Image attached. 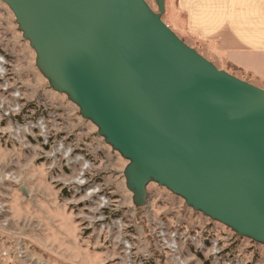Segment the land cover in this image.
<instances>
[{"label":"water","instance_id":"water-1","mask_svg":"<svg viewBox=\"0 0 264 264\" xmlns=\"http://www.w3.org/2000/svg\"><path fill=\"white\" fill-rule=\"evenodd\" d=\"M35 67L127 161L136 208L155 183L264 245V89L217 68L146 0H0Z\"/></svg>","mask_w":264,"mask_h":264},{"label":"rangeland","instance_id":"rangeland-1","mask_svg":"<svg viewBox=\"0 0 264 264\" xmlns=\"http://www.w3.org/2000/svg\"><path fill=\"white\" fill-rule=\"evenodd\" d=\"M146 2L157 11L155 0ZM171 9L164 23L203 53ZM0 53L8 72L7 84L0 79V264H264V245L155 183L136 208L123 177L127 161L49 87L1 1ZM57 145L70 156L53 155ZM170 241L179 244L177 254Z\"/></svg>","mask_w":264,"mask_h":264},{"label":"crops","instance_id":"crops-1","mask_svg":"<svg viewBox=\"0 0 264 264\" xmlns=\"http://www.w3.org/2000/svg\"><path fill=\"white\" fill-rule=\"evenodd\" d=\"M201 55L264 89V0H164ZM173 13V14H174ZM195 49V48H194Z\"/></svg>","mask_w":264,"mask_h":264},{"label":"built area","instance_id":"built-area-1","mask_svg":"<svg viewBox=\"0 0 264 264\" xmlns=\"http://www.w3.org/2000/svg\"><path fill=\"white\" fill-rule=\"evenodd\" d=\"M7 75H8V72H7V68H6V61H5V58H4V56L0 53V79L2 80V81H4V84H7V82H6V78H7ZM8 90V85L7 86H5V89H4V91H7ZM10 96L12 97V98H15V97H17V93H12V94H10ZM14 104H12L11 106H9V110H11V111H15V108H14ZM8 114V113H7ZM42 137V136H41ZM43 138V137H42ZM48 139V137H45V144H47V140ZM58 151H63L65 154L63 155L64 156V158H68L69 156H70V150H65V148L64 147H62V145H57V147L52 151V153H53V155H58ZM74 161V160H73ZM85 166V165H84ZM83 166V167H84ZM82 167V168H83ZM83 171L85 170V169H82ZM81 175H82V173H81ZM78 178H80L81 179V177H78ZM82 183V182H81ZM81 183H79V184H81ZM167 233V232H166ZM170 245L172 246V247H170ZM168 249L170 250V251H172V252H174V253H178V250H179V244L178 243H175V242H172V241H170V243H169V245H168ZM137 264H142L141 262H139V263H137ZM181 264H185V263H182V261H181Z\"/></svg>","mask_w":264,"mask_h":264},{"label":"bare ground","instance_id":"bare-ground-1","mask_svg":"<svg viewBox=\"0 0 264 264\" xmlns=\"http://www.w3.org/2000/svg\"><path fill=\"white\" fill-rule=\"evenodd\" d=\"M87 167L86 166H84L82 169H86ZM80 175V174H79ZM78 182V181H77Z\"/></svg>","mask_w":264,"mask_h":264}]
</instances>
